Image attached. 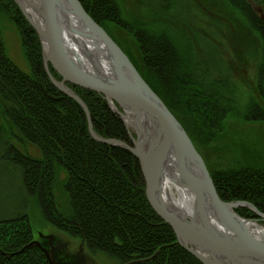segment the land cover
<instances>
[{
  "label": "trees",
  "instance_id": "obj_1",
  "mask_svg": "<svg viewBox=\"0 0 264 264\" xmlns=\"http://www.w3.org/2000/svg\"><path fill=\"white\" fill-rule=\"evenodd\" d=\"M79 1L108 33L110 23L133 33L142 57L140 65L114 41L195 142L197 136L205 143L212 142L223 133L227 116L238 104L236 93L230 82L209 80L210 66L199 75L192 40L184 35L176 41L162 29L142 25L145 22H133L129 29L116 0ZM227 1L257 31L264 58V21L256 11L264 8V0ZM163 6L165 3L159 8ZM3 14H8L21 32L31 72L22 71L10 58L0 28V107L4 119L0 135L8 131L0 159L19 174L27 205L24 211L15 210L13 216L0 215V264H50L41 249L26 248L34 240L28 211L33 201L47 223L83 239L91 252L105 253L122 264L138 259H148L140 264H203L177 242L173 229L151 207L137 157L93 139L84 109L52 83L44 67L40 38L14 0H0V16ZM68 86L86 103L96 133L132 145L124 122L103 95L71 83ZM262 106L259 100L250 101L244 120L264 122ZM13 139L36 146L41 156L36 158L25 148H16ZM60 169L67 175V214L58 207L54 194ZM216 170L214 181L222 200L247 201L264 213V167ZM250 210L236 209L241 216L257 218Z\"/></svg>",
  "mask_w": 264,
  "mask_h": 264
},
{
  "label": "rangeland",
  "instance_id": "obj_2",
  "mask_svg": "<svg viewBox=\"0 0 264 264\" xmlns=\"http://www.w3.org/2000/svg\"><path fill=\"white\" fill-rule=\"evenodd\" d=\"M116 1L121 7V18L126 25H129V29H131L130 25L133 22L138 24L145 22L142 25L153 29L155 27L162 29L176 41L186 35L193 43L195 54L192 57L197 63L199 75L204 74L205 68L207 69L210 66L212 70L208 74L210 76L209 80H221L232 84L238 104L236 110L227 116L223 125V133L215 141L208 143L202 141L203 138L198 136L196 137L197 142H195L188 134L194 146L202 155L214 185V174L218 172L216 169L230 168V170H237L242 167H264V122H248L244 120L245 108L250 101L259 100L264 108V58L262 57L261 40L257 31L247 19L233 9L227 0ZM162 3H165V6L159 8ZM263 9L260 10V7H258L256 11L258 14L264 15ZM0 28L10 58L22 71L30 73V64L22 46L21 32L8 14L0 16ZM107 30L109 31L108 34L118 44L135 57L138 65L142 64V57L136 39L132 35L133 33L113 23L107 25ZM42 52L44 58L43 44ZM60 80H62V77ZM114 105L120 112H123L118 103L115 102ZM1 110L0 107V124L2 125L4 119ZM128 133L129 137L132 135L133 138L137 139V135L133 130L128 131ZM5 135H8L7 129ZM5 135L1 132L0 158L5 152V143L7 142ZM13 140H15L13 144L16 148L20 150L25 148L30 155L36 158L41 156V152L36 146L28 143L23 145L19 143L18 139ZM66 177L67 175L62 169L57 171L54 182V194L58 207L67 214L69 199L64 191ZM19 179V174L7 162L0 159L1 216H13L15 210L24 211L27 209ZM33 203L30 210L28 209L33 225V241H38L42 249L48 253H51L52 247L55 245H62L54 253L55 260L58 263L79 264L82 255L85 259V264H122L118 259L105 253L91 252L83 239L72 237L63 231L57 230L45 221L39 206L34 201ZM242 208L250 210L248 206H241L237 209ZM250 211L253 210L251 209ZM253 213L256 212L253 211ZM237 214L239 213L237 212ZM256 215L258 214L256 213ZM244 218L264 225V218L259 215L257 218ZM49 236H54L52 242ZM81 247H83L82 252ZM44 255L47 259L45 253Z\"/></svg>",
  "mask_w": 264,
  "mask_h": 264
},
{
  "label": "water",
  "instance_id": "obj_3",
  "mask_svg": "<svg viewBox=\"0 0 264 264\" xmlns=\"http://www.w3.org/2000/svg\"><path fill=\"white\" fill-rule=\"evenodd\" d=\"M20 7L26 19L37 31L44 48V67L52 83L63 93L75 99L84 109L89 123L91 136L97 141L114 147H120L134 154L140 162L142 175L146 184V196L157 215L175 232L178 242L187 251L197 257L203 264H234L255 260L256 264H264V241L252 236L243 228L242 218L236 209L248 206L261 218V213L249 202H225L217 193L214 182L202 155L198 152L188 133L166 106L164 101L154 92L141 76L128 55L114 41L108 32L98 24L84 9L79 0H66L70 5L69 13L75 14L89 25L90 30L104 44L109 54L111 71L98 70L96 74L84 73L76 68L66 52L63 30L60 23L61 0H38L39 12L43 24H38L25 10L23 3L34 1L14 0ZM37 7V5H36ZM47 43V47L44 43ZM62 77L57 80L50 67ZM68 83L96 91L109 101L112 110L117 113L129 130L125 119L126 110L143 122L135 126L137 139H132L133 145L117 139L100 137L93 128L90 112L85 102L68 86ZM123 110L120 112L114 103ZM174 148L179 149L196 170L195 180L186 185L194 193L191 216H182L174 211L164 200L162 186L168 159ZM209 206L214 207L218 214H224L228 219L227 228L232 235L223 236L211 226L208 218ZM213 213V212H212ZM50 241L54 236H49ZM36 246L42 251L38 241H32L26 246ZM62 245L52 247L51 253L44 251L51 264H60L55 260L54 253ZM83 247H81V252ZM79 264H85L81 255ZM148 259H138L125 264H140Z\"/></svg>",
  "mask_w": 264,
  "mask_h": 264
},
{
  "label": "bare ground",
  "instance_id": "obj_4",
  "mask_svg": "<svg viewBox=\"0 0 264 264\" xmlns=\"http://www.w3.org/2000/svg\"><path fill=\"white\" fill-rule=\"evenodd\" d=\"M28 1H34V7L30 3L26 5L23 3L25 10L36 23L43 24L38 0ZM61 1L62 7L64 5L65 7L61 9L59 14L60 23L63 30L66 52L72 64L84 73L96 74L98 70L104 71L102 73L111 71L109 54L104 44L90 30L89 25L84 19L67 11V9H70V4L66 0ZM259 16L264 21V15L259 14ZM44 43L47 47L45 40ZM124 113L130 130L134 131L135 126L137 127L138 124L143 122L142 117H137L129 110L124 111ZM195 175L196 170L187 161V157L179 149L174 148L166 166L162 192L167 204L184 217L191 216L194 193L186 185L188 183L194 185L193 180H195ZM209 209L208 218L213 222L210 223L212 228L223 236L232 235L231 233L233 232L225 224V222H228L225 215L222 213L218 214L214 207L209 206ZM242 218L244 219V217ZM243 228L252 236L264 241V225L256 221H243ZM246 262H250V264L257 263L255 260L252 261L250 259H247ZM234 264L246 263L239 262Z\"/></svg>",
  "mask_w": 264,
  "mask_h": 264
}]
</instances>
